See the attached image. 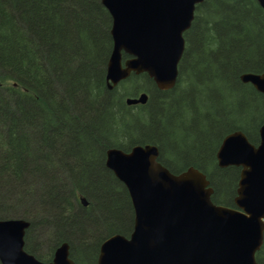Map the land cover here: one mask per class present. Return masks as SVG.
<instances>
[{"label":"trees","instance_id":"1","mask_svg":"<svg viewBox=\"0 0 264 264\" xmlns=\"http://www.w3.org/2000/svg\"><path fill=\"white\" fill-rule=\"evenodd\" d=\"M111 22L101 0H0V219L23 210L24 248L43 262L68 242L75 264H96L107 237L131 233L129 195L105 165L109 148L153 144L169 171L199 169L212 201L233 206L240 168L219 167L215 152L236 129L259 141L264 95L240 80L264 72L256 0L198 4L180 77L165 91L146 73H132L120 93L107 88ZM140 92L147 103L125 104ZM43 245L51 254L39 253ZM256 260L264 264V238Z\"/></svg>","mask_w":264,"mask_h":264},{"label":"water","instance_id":"2","mask_svg":"<svg viewBox=\"0 0 264 264\" xmlns=\"http://www.w3.org/2000/svg\"><path fill=\"white\" fill-rule=\"evenodd\" d=\"M204 0H101L112 23L113 46L107 63L111 89L131 73H146L157 88L169 90L185 49L183 34ZM264 10V0H256ZM128 56L122 62L123 55ZM264 95V72L240 75ZM147 94L127 98L128 105ZM253 144L240 130L227 134L216 152L219 167L240 168L234 207L215 204L207 175L190 166L172 173L153 144L127 152L106 151L105 165L124 185L133 209L128 236L113 234L100 245L97 264H259L264 238V123ZM86 205L84 198H81ZM30 221L0 219V264H75L70 246L60 244L43 262L25 250Z\"/></svg>","mask_w":264,"mask_h":264},{"label":"rangeland","instance_id":"3","mask_svg":"<svg viewBox=\"0 0 264 264\" xmlns=\"http://www.w3.org/2000/svg\"><path fill=\"white\" fill-rule=\"evenodd\" d=\"M112 21V20H111ZM112 23V22H111ZM183 36H185V33L183 34ZM185 48H186V46H185ZM184 51H185V49H184ZM184 53V52H183ZM181 59H182V57H181ZM181 59H180V61H179V63H178V66H177V69H178V76H177V79H176V82L178 81V78L180 77V69H179V65H180V62H181ZM124 60H125V58H124V55H123V59H122V62H124ZM244 73H246V72H244ZM140 74H142V73H140ZM139 75V74H138ZM130 77V75L126 78V79H128ZM176 82H175V84H176ZM122 83V82H121ZM175 84H174V86H175ZM125 86H128V85H125ZM121 86H120V83H118V84H116L115 85V87L113 88V89H117V88H120ZM121 88L119 89V90H116L118 93H120L121 91ZM127 90H130V89H127ZM165 91V90H164ZM140 93H142V92H140ZM139 93V94H140ZM147 93V92H146ZM139 94H137L136 96H134V97H137ZM148 94V93H147ZM149 95V94H148ZM131 96H133V95H130V96H127L126 98H130ZM264 123V122H263ZM262 123V124H263ZM262 124H260L259 125V127L262 125ZM258 127V128H259ZM237 130H240V129H236V130H233L232 132H234V131H237ZM240 131H242V130H240ZM242 132H244V131H242ZM258 132H259V129H258ZM245 133V132H244ZM220 145H218V147H219ZM218 147H217V149H218ZM216 152H217V150H216ZM216 152H215V157H216ZM187 169V168H186ZM238 180H239V178H238ZM237 186H238V182H237ZM237 189V188H236ZM235 196H236V194H235ZM235 196H234V198H235ZM233 197V196H232ZM234 198H233V203H234ZM229 207H234V205L233 206H229ZM24 210H26V209H24ZM28 211V210H27ZM25 212V211H24ZM15 213V212H14ZM20 213H23V210L21 211V210H16V213L15 214H12V217H9L8 219H15V218H22V217H19L18 215L20 214ZM14 215H16V216H14ZM27 215L28 216H30V218H32L31 216L32 215H29L28 213H27ZM8 216H11V215H8ZM68 243V242H67ZM61 244V243H60ZM59 244V245H60ZM69 244V243H68ZM58 245V246H59ZM70 245V244H69ZM58 246H56V248L58 247ZM55 248V249H56ZM55 249H54V251H55ZM42 252L43 253H46V254H51L50 253V249H47V248H45V245H43V247H41L40 249H39V253H41L42 254ZM98 253V252H97ZM99 254V253H98ZM34 255V254H33ZM97 257H98V255H97ZM71 258V257H70ZM72 259V258H71ZM73 260V259H72ZM96 264H97V262H96Z\"/></svg>","mask_w":264,"mask_h":264},{"label":"bare ground","instance_id":"4","mask_svg":"<svg viewBox=\"0 0 264 264\" xmlns=\"http://www.w3.org/2000/svg\"><path fill=\"white\" fill-rule=\"evenodd\" d=\"M194 19V18H193Z\"/></svg>","mask_w":264,"mask_h":264}]
</instances>
